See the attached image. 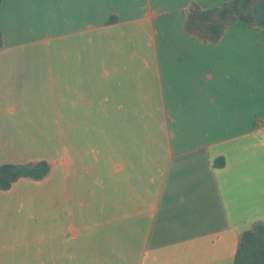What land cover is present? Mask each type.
<instances>
[{
    "label": "crops",
    "instance_id": "0c3cea01",
    "mask_svg": "<svg viewBox=\"0 0 264 264\" xmlns=\"http://www.w3.org/2000/svg\"><path fill=\"white\" fill-rule=\"evenodd\" d=\"M228 1L2 2L0 165L52 170L0 190V264H153L170 224L165 264H235L264 223V27L185 28Z\"/></svg>",
    "mask_w": 264,
    "mask_h": 264
},
{
    "label": "trees",
    "instance_id": "16d2710c",
    "mask_svg": "<svg viewBox=\"0 0 264 264\" xmlns=\"http://www.w3.org/2000/svg\"><path fill=\"white\" fill-rule=\"evenodd\" d=\"M3 1L0 0V5ZM255 5L256 0H229L220 8L200 10L196 4H193L188 11L186 31L191 32L194 27L201 24V30L210 34L208 42L215 43L224 35L226 28L234 22L254 24V15L251 10ZM116 20V17L112 16L108 23H114ZM3 46L4 37L0 29V50ZM51 170L52 167L48 161L23 165H0V190H9L20 180H44ZM235 264H264V223H255L251 230L240 236Z\"/></svg>",
    "mask_w": 264,
    "mask_h": 264
},
{
    "label": "rangeland",
    "instance_id": "374dc122",
    "mask_svg": "<svg viewBox=\"0 0 264 264\" xmlns=\"http://www.w3.org/2000/svg\"><path fill=\"white\" fill-rule=\"evenodd\" d=\"M260 1H262V0H256V4H258ZM224 5V4H223ZM222 5V6H223ZM222 6H220V7H222ZM220 7H218V8H220ZM155 110V109H154ZM153 113L154 114V112H156V110L155 111H151V110H149V113ZM160 121H162V119H160ZM161 124V123H160ZM92 126H84V128H85V132H87V131H91L90 130V128H91ZM94 127V126H93ZM87 128L89 129V130H87ZM107 128H108V126H103V125H100L99 126V138L101 139V138H103V134L104 133H106L107 132ZM154 129H155V126H153V129L151 130L150 129V127L148 126V132L150 133L151 131L153 132L154 131ZM148 145H149V147H150V145L151 144H153V143H155L154 141H150V140H148L147 142H146ZM218 211V210H217ZM169 230H170V232H169V234L167 235V237L165 238V240H164V242H163V246L161 247V250H160V252H158V253H160L161 255H162V258H158L153 264H165L166 262H168L169 260H167L166 258H170L171 256H172V254H173V252H172V249H171V244L173 243V241H174V233H176L175 231H174V228H173V226H172V224H170V226H169ZM149 255L152 253V246H150L149 247ZM145 264H152L151 263V261L150 260H146V262H145Z\"/></svg>",
    "mask_w": 264,
    "mask_h": 264
},
{
    "label": "water",
    "instance_id": "95a60500",
    "mask_svg": "<svg viewBox=\"0 0 264 264\" xmlns=\"http://www.w3.org/2000/svg\"><path fill=\"white\" fill-rule=\"evenodd\" d=\"M251 12L254 15V21L264 27V0L255 5Z\"/></svg>",
    "mask_w": 264,
    "mask_h": 264
},
{
    "label": "flooded vegetation",
    "instance_id": "af4514ba",
    "mask_svg": "<svg viewBox=\"0 0 264 264\" xmlns=\"http://www.w3.org/2000/svg\"><path fill=\"white\" fill-rule=\"evenodd\" d=\"M257 5V4H256Z\"/></svg>",
    "mask_w": 264,
    "mask_h": 264
}]
</instances>
